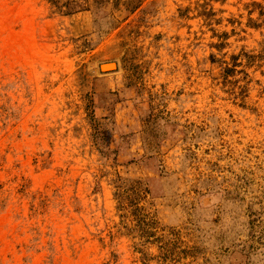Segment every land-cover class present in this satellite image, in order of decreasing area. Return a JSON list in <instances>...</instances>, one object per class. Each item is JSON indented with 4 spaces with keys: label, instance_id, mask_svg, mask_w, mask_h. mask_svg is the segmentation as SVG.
Here are the masks:
<instances>
[{
    "label": "rangeland",
    "instance_id": "obj_1",
    "mask_svg": "<svg viewBox=\"0 0 264 264\" xmlns=\"http://www.w3.org/2000/svg\"><path fill=\"white\" fill-rule=\"evenodd\" d=\"M0 264H264V0H0Z\"/></svg>",
    "mask_w": 264,
    "mask_h": 264
},
{
    "label": "bare ground",
    "instance_id": "obj_2",
    "mask_svg": "<svg viewBox=\"0 0 264 264\" xmlns=\"http://www.w3.org/2000/svg\"><path fill=\"white\" fill-rule=\"evenodd\" d=\"M116 66L114 64H107V65H104V70H108V69H114Z\"/></svg>",
    "mask_w": 264,
    "mask_h": 264
}]
</instances>
